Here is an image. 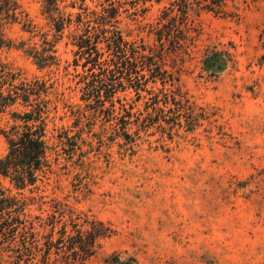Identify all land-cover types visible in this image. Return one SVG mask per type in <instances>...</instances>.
Masks as SVG:
<instances>
[{"label":"rangeland","instance_id":"obj_1","mask_svg":"<svg viewBox=\"0 0 264 264\" xmlns=\"http://www.w3.org/2000/svg\"><path fill=\"white\" fill-rule=\"evenodd\" d=\"M112 2L111 19L105 0H87L86 10L59 0L71 19L59 33L45 0H10L15 12L0 11L9 45L0 61L21 82L48 88L40 101L50 165L36 187L3 180L6 194L26 205L38 249L20 257L21 234L1 236L0 264H43L51 235L55 242L64 228L85 232L92 221L112 235L84 264L117 255L137 264H264V0H228L226 14L193 5L185 40L164 38L163 57L158 32L169 0ZM114 28L155 50L160 75L145 68L129 78L114 65L103 38ZM87 37L99 42L94 59L79 49ZM45 39L55 58L42 68L29 54L42 52ZM214 52L226 63L212 74L204 61ZM34 104L0 110V159L9 149L3 132L22 125L17 114ZM56 252L50 264H64L67 248Z\"/></svg>","mask_w":264,"mask_h":264},{"label":"trees","instance_id":"obj_2","mask_svg":"<svg viewBox=\"0 0 264 264\" xmlns=\"http://www.w3.org/2000/svg\"><path fill=\"white\" fill-rule=\"evenodd\" d=\"M82 2L81 9L87 0H79ZM112 7L110 18H115L114 2L105 0ZM161 1V0H157ZM5 5L1 6L0 11L15 12L16 8H12L10 0H0ZM171 4L170 11L167 12V24H164L158 32V41L160 42V52H164L165 45L163 39L172 41L180 45V41L185 40V28L187 26L188 11L196 5L203 9H207L217 14H226V6L228 0H169ZM59 0H45V12L50 16L55 23L56 32L63 31L64 27L71 24V19L68 21L59 13ZM72 7H75L73 4ZM175 7H178L180 14L171 15L174 13ZM59 13V17H55ZM15 14V13H14ZM1 28V24H0ZM178 32V34H176ZM108 33V34H107ZM108 50L113 52L116 62L114 65L118 69H122V73H126L129 78L134 75L138 78L141 71L145 68L154 74L156 78L160 73L161 67L155 59L157 53L144 46H139L137 43L126 41L122 34L115 28L103 32ZM183 38H181L182 36ZM98 40L92 43L91 37L80 38L79 49L85 51L93 58V50L97 52ZM44 49L42 52L34 49L30 52L36 63L46 68L51 66V61L54 56L49 53H55V43L44 40ZM4 46H9L3 39L0 32V49ZM146 51L150 54L147 55ZM154 51V52H153ZM161 57L162 53L159 54ZM225 55L222 52H214L211 56H207L204 61L206 69L212 74L214 70H221L225 63ZM94 59V58H93ZM99 60V57L97 61ZM112 61H114L112 59ZM141 68V69H140ZM144 69V70H143ZM213 69V70H211ZM157 71V72H156ZM48 88L44 82L39 80L27 83L21 82L19 75L14 73L6 64L0 61V110L14 106L19 100H22L26 105L31 103L32 98L35 99V104L30 112H25L23 115L17 114V120H20L22 125H14L10 132H3L6 136L9 149L5 157L0 159V237L9 236L15 239L18 233L21 234V242L24 252L20 253V257L25 256L28 252L31 254L32 247L38 249L36 245V235L33 232V225L28 226V221L23 218L26 205L14 197L6 194L3 187V180H9L19 189H27L36 187L38 182L46 177L50 168L48 162V145H47V124H46V105L40 98L43 94H47ZM90 228L85 232L77 231L76 235H69L66 228L61 232V236L54 242L52 235L45 244L43 264H50V258L53 249L59 250L67 248V255L63 256L64 264H84L86 260L91 258L99 245V241L105 237L112 235L109 228L101 222L92 221L89 223ZM21 250V249H19ZM42 251V250H41ZM27 255V254H26ZM107 264H137L136 260L131 258L121 261L120 257L113 256L106 261Z\"/></svg>","mask_w":264,"mask_h":264}]
</instances>
